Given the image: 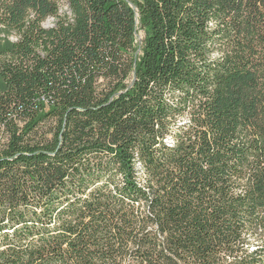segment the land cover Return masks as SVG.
I'll list each match as a JSON object with an SVG mask.
<instances>
[{
    "label": "trees",
    "instance_id": "16d2710c",
    "mask_svg": "<svg viewBox=\"0 0 264 264\" xmlns=\"http://www.w3.org/2000/svg\"><path fill=\"white\" fill-rule=\"evenodd\" d=\"M0 264H264V0H0Z\"/></svg>",
    "mask_w": 264,
    "mask_h": 264
},
{
    "label": "rangeland",
    "instance_id": "374dc122",
    "mask_svg": "<svg viewBox=\"0 0 264 264\" xmlns=\"http://www.w3.org/2000/svg\"><path fill=\"white\" fill-rule=\"evenodd\" d=\"M52 24H53V20H52L51 18L46 19V20L43 22V26H45V27H50V26H52ZM137 35H138V36L136 37V40H137L138 43H139L140 40H141V37H142V33H138ZM10 38H11V39H15L14 36H11Z\"/></svg>",
    "mask_w": 264,
    "mask_h": 264
}]
</instances>
